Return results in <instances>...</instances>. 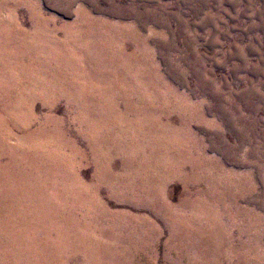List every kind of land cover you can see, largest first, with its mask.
<instances>
[{"label": "rangeland", "instance_id": "1", "mask_svg": "<svg viewBox=\"0 0 264 264\" xmlns=\"http://www.w3.org/2000/svg\"><path fill=\"white\" fill-rule=\"evenodd\" d=\"M0 264H264V0H0Z\"/></svg>", "mask_w": 264, "mask_h": 264}]
</instances>
